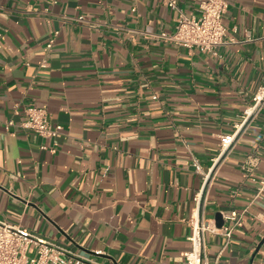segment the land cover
<instances>
[{
  "label": "crops",
  "instance_id": "0c3cea01",
  "mask_svg": "<svg viewBox=\"0 0 264 264\" xmlns=\"http://www.w3.org/2000/svg\"><path fill=\"white\" fill-rule=\"evenodd\" d=\"M170 1L0 0V222L97 264H185L203 192L216 229L241 217L205 234L208 264H264V111L220 151L264 85V0H226L213 52L155 36ZM28 107L61 130L21 129Z\"/></svg>",
  "mask_w": 264,
  "mask_h": 264
},
{
  "label": "built area",
  "instance_id": "2783aa9c",
  "mask_svg": "<svg viewBox=\"0 0 264 264\" xmlns=\"http://www.w3.org/2000/svg\"><path fill=\"white\" fill-rule=\"evenodd\" d=\"M56 1L53 0V3L55 4ZM169 6L177 12L175 31L171 35L160 32L155 35L156 37L178 47L197 48L202 52H213L224 44L226 28L223 24V16L227 8L226 0H197L196 15L193 16H186L177 10L174 0L169 2ZM51 43L47 45L48 48ZM262 111H264V85L257 90L251 103L242 112L240 122L235 125V132L232 135L220 137L221 156L228 152L236 135ZM23 113L25 118L19 124L23 130L31 131L43 138L54 137L61 130L59 125L52 124L46 110L42 108L28 107ZM7 125H12V122L9 121ZM213 161L217 162L215 159ZM262 192H264V180L260 181L255 199H259ZM205 197L206 195L202 192L193 198L196 212L188 222L190 228L188 241L191 248L182 254L185 264H208L207 249L204 244L206 233L218 232L226 239V244H229L234 228L241 226L240 215L233 211L224 216V221L228 222V225H222L220 229H216L199 212L205 203ZM0 264L97 263L72 254L60 244L41 237L25 227L0 222Z\"/></svg>",
  "mask_w": 264,
  "mask_h": 264
},
{
  "label": "water",
  "instance_id": "95a60500",
  "mask_svg": "<svg viewBox=\"0 0 264 264\" xmlns=\"http://www.w3.org/2000/svg\"><path fill=\"white\" fill-rule=\"evenodd\" d=\"M215 224H216V227L219 228V229L223 225L222 215L220 213L216 214V216H215Z\"/></svg>",
  "mask_w": 264,
  "mask_h": 264
}]
</instances>
